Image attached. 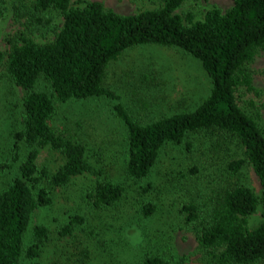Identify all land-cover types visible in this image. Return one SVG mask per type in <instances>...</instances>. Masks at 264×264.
Masks as SVG:
<instances>
[{
	"label": "trees",
	"instance_id": "trees-1",
	"mask_svg": "<svg viewBox=\"0 0 264 264\" xmlns=\"http://www.w3.org/2000/svg\"><path fill=\"white\" fill-rule=\"evenodd\" d=\"M72 1L33 0L36 10L53 9L61 16L54 38L37 42L22 34L19 41H10L7 51L0 50V64L12 88L24 92L9 131L5 154L9 161L0 163L10 171L0 179V264H23V255L29 258L27 264H43L37 257L48 238L45 225L34 226L33 239L25 247L34 211L52 204L56 188L90 174L93 178L82 185L80 193L85 211L70 214L60 234L88 226L93 234H87V246L99 247L105 230L99 233L104 223L92 215L98 213L112 227L114 221L128 218L121 229L125 232L136 225L142 239L159 236L161 242L175 230L186 229L194 234L202 264H262L264 129L243 109L238 97L241 90L259 94L248 64L264 49V0H233L224 11L211 6L198 19L191 12H176L185 0H161L156 7L127 14L98 1L76 6ZM3 15L0 7V19ZM145 44L174 47L198 60L209 78L207 96L193 109L150 120L130 114L119 95L105 85L104 77L111 61ZM101 97L117 100L112 112L123 125L122 178L112 177L111 167L91 158L81 138L53 124L59 103ZM45 147L63 157L54 170L38 163ZM171 148L190 152V161H179L189 176L202 182L198 173L211 172L202 198L190 197L175 206L165 204L156 192L147 193L135 205L116 209L131 189L126 179L141 184L139 189L134 186L137 194L145 193L155 189V172V185L161 194L166 191L165 180L172 170L161 172L158 166ZM247 166L258 177L259 193L244 179ZM179 173L183 175L181 169ZM198 179L184 183L195 186ZM259 206L263 219L250 226L248 218ZM159 214L161 221L155 227L152 222ZM117 240L113 238L112 244ZM158 246L151 244L132 258L120 259L125 248L121 241L108 253L119 254L118 259L111 258L112 264H179L170 251L158 252ZM84 253L88 254L87 249Z\"/></svg>",
	"mask_w": 264,
	"mask_h": 264
},
{
	"label": "rangeland",
	"instance_id": "rangeland-1",
	"mask_svg": "<svg viewBox=\"0 0 264 264\" xmlns=\"http://www.w3.org/2000/svg\"><path fill=\"white\" fill-rule=\"evenodd\" d=\"M88 1L101 2L105 7L123 14L133 13L141 8L156 7L161 3V0H73L71 5H83ZM32 2L33 0H0V7L4 10V15L0 19V50L3 52L10 47V41H19V35L22 34L37 42L51 41L56 30L61 26L62 18L55 10L40 12L33 8ZM232 4L233 0H185L176 12L179 14L191 12L194 18L198 19L211 6L224 11ZM248 66L253 72V83L259 94L241 90L239 97L237 96L238 102L245 111L257 118V122L264 129V49L256 54ZM104 83L119 95V99L128 107L130 114L143 120L193 109L207 96L210 89L209 78L198 60L177 48L156 44L138 45L125 50L107 66ZM23 94L21 88H12L4 72V64L1 63L0 163L9 161V156L5 155L8 154L7 148L10 146L9 131L13 125V114L20 109ZM115 102L117 100L101 97L59 103L53 124L57 128L66 127L71 133L81 138L89 148L91 158L97 162L99 160V165L111 167L109 173L112 177L122 178L124 133L121 120H118L112 112ZM199 144L201 143H197V146ZM182 160L190 161V152L182 153L178 148H171L164 162L158 166L161 172L172 170L167 173L166 191L163 194L155 185L157 179L155 172L153 182L155 189L144 191L145 193L137 194L134 186L139 189L141 184L139 183L140 186H138L135 182L126 179L125 182L131 185V189L127 193L126 200H123L124 204H119L115 208L133 206L147 193L155 192L159 194V197L164 198L165 204L175 206L190 197L201 199L204 191L207 190L205 186L211 172L202 170L198 173L202 178L201 182L196 176L191 177L186 170H183L184 164L179 163ZM62 162L63 157L59 151L49 147L40 150L39 165H45L54 170ZM180 169L183 172L182 176L179 173ZM244 172L245 181L256 193H259L260 183L251 166H247ZM9 173V168L0 165V179H4ZM91 177L93 178L91 174L86 175L66 187L56 188L52 204L34 211L26 233L25 247L33 239L34 226L45 225L48 229V238L40 246L37 257L40 262L43 264H112L111 258L118 259L119 254L108 252L122 241L125 248L120 259L132 258L136 252H143L144 248H151V244H158V252L170 251L179 264H202L199 261L194 234L186 229L175 230L170 237H163L159 242V236H151L150 240L142 239L136 225L128 226L124 232L120 224L128 218L114 221L113 225L117 228L115 229L108 221L105 223V220L99 219L98 213H92L96 221L104 223L99 228V233L105 230L99 247L94 248L96 244L92 248L87 246V236L93 234L88 226H78L68 235L60 234L59 231L70 214L85 211L80 196L81 187ZM196 179L198 183H195V186L187 187L184 183L187 180L191 182ZM175 183L177 185L173 187ZM155 218L152 224L158 227L157 222L161 221V215ZM262 219V209L259 206L248 218V222L250 226H254ZM117 237V242L112 244V239ZM145 241L148 243L145 244ZM166 244H168L167 248ZM85 249L88 251L87 255L84 253ZM28 259L23 255L22 263L27 264Z\"/></svg>",
	"mask_w": 264,
	"mask_h": 264
}]
</instances>
